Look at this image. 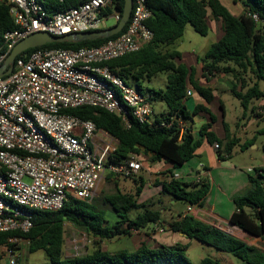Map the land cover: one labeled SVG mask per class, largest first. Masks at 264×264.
<instances>
[{
	"label": "trees",
	"instance_id": "trees-1",
	"mask_svg": "<svg viewBox=\"0 0 264 264\" xmlns=\"http://www.w3.org/2000/svg\"><path fill=\"white\" fill-rule=\"evenodd\" d=\"M37 1L52 15L77 7L85 0ZM237 1L244 8V12L239 16L232 15L220 0H146V6L152 13V17L146 23L153 34L151 42L140 51L110 61L107 65L128 84H134L140 93H143L141 81H150L160 73H167L165 90L149 93L151 104L160 101L166 107L165 112L155 116L152 124L141 125L130 120V126L125 127L119 116L91 107L68 111L70 115L92 121L98 130L115 141L114 152L109 156L110 162H120L130 155H143L151 164L163 162L171 165L167 172L169 180L160 184V192L185 205L202 206L210 190V184L204 178L200 184H186L174 178V171L195 158L196 151L203 141L208 144L216 143L219 147L218 160L226 161L230 159L232 150L239 140L235 136L231 137L229 127L223 120L225 115L222 103L219 104V108L222 112L223 139H218L212 131L217 119L209 108L196 105L192 112L187 111L184 103L188 88L207 105L214 101L213 90L199 85L195 79V68L181 63L182 55L179 52H168L163 49L181 38L188 24L195 33L204 37L209 31L208 20L220 22L221 38L198 59L202 71L201 78L208 82L211 76H231L233 82L230 92L239 101L244 119L247 112L252 110L250 108L252 102L264 98V91L259 88V82H264V30H257L249 16L256 14L264 20V0ZM115 9L122 12L123 0H116ZM15 28L9 15V7L0 3V47L3 35ZM102 30L105 29L98 31ZM119 35L96 41L47 44L26 50L22 55L31 54L39 49L78 50L98 47ZM244 73H250L255 78V83L243 92L242 90L246 88L242 77ZM236 82L241 85L239 86L241 90ZM200 113L207 116V122L199 127L198 138L194 137L187 125L180 134L178 120L188 122ZM247 146L248 143L243 145ZM110 177L113 176H108ZM248 183L249 191L233 199L234 212L229 218V223L264 242V167L256 168L252 175H248ZM144 185V180L140 178L134 194H122L116 190L106 198V202L118 218L114 226L108 225L105 213L97 210L92 202L70 200L56 212H33L32 228L27 233H0V247L7 245L9 237H20L28 241V253L43 251L49 264H191L186 258V245L151 247L142 243L134 250L120 249L113 253L104 251L99 246L104 240L130 236L132 231L141 232L149 225L161 222L159 211L151 210L147 205L137 202ZM137 210L139 212L131 218V212ZM65 223L71 224L94 239V249L91 253L72 258L63 257ZM168 230L228 253L245 264H264V250L248 245L191 216H181L179 213L177 220L168 223ZM10 247L18 249L17 245ZM199 264L220 263L214 259L203 258Z\"/></svg>",
	"mask_w": 264,
	"mask_h": 264
},
{
	"label": "built area",
	"instance_id": "built-area-1",
	"mask_svg": "<svg viewBox=\"0 0 264 264\" xmlns=\"http://www.w3.org/2000/svg\"><path fill=\"white\" fill-rule=\"evenodd\" d=\"M0 3L9 7L16 26L3 35L0 67L15 44L30 34L64 36L98 31L108 29V20L115 26L121 19L116 0H85L52 15L37 0ZM249 16L257 30H264V20L256 14ZM151 17L146 0H132L127 27L117 38L98 47L20 54L12 71L0 76V233H27L33 212H56L70 200L91 203L99 183L108 176L132 178L142 169L135 155L110 162L115 141L92 121L68 111L101 109L119 116L125 127L130 126V120L141 125L153 123L149 98L107 65L151 42L153 34L146 25ZM192 92L188 88L185 97ZM178 124L182 134L185 124L181 120ZM213 148L219 149L216 143ZM195 179L200 183L202 175ZM193 207L188 205L184 215ZM165 230L157 228L160 234ZM22 240L9 237L7 245L0 247L4 264L17 263L18 249L10 245Z\"/></svg>",
	"mask_w": 264,
	"mask_h": 264
},
{
	"label": "rangeland",
	"instance_id": "rangeland-1",
	"mask_svg": "<svg viewBox=\"0 0 264 264\" xmlns=\"http://www.w3.org/2000/svg\"><path fill=\"white\" fill-rule=\"evenodd\" d=\"M113 25L114 21L111 19L106 22L107 28H110ZM213 27L214 28L210 29L208 34L203 37L195 33L192 26L188 24L185 27L182 37L176 40L172 45L165 47L163 51H177L189 61L193 62V54L202 57L209 47L218 40L217 34H215L212 30L216 29L219 31V27L216 24ZM224 76L229 78L231 80L230 82H233L231 76ZM242 77L246 86V88L242 90L244 92L255 83V78L250 73H244L242 74ZM166 84L167 73H160L150 81L140 82L142 91L148 98L151 91L165 90ZM129 85L134 87V84L132 83ZM236 85L238 88L241 86L239 82H236ZM259 88L261 91H264V82H259ZM217 99L223 104L225 115L223 120L229 127L231 137L235 136L239 140V143L233 148L229 159L230 163L238 168V171L234 173L226 172L225 176L224 174L221 175L219 171H214L217 172L215 174L216 179L219 181L222 179V181L227 182L225 189L228 191L230 185L232 187L242 180H247V175H252V173L250 174V172L248 173V171L245 170L250 163L255 166L264 165V98L254 100L252 102L250 106L252 110L247 112L245 119H242L243 110L239 101L231 94L230 91L227 93H219ZM198 100L199 97L197 95H193L192 101L189 99L190 103L193 105L196 104ZM151 105L153 110L152 119H154L156 115L166 111L164 103L160 101H156ZM212 113L217 117V121L213 124L212 129L215 134L221 136L224 134L221 123V110L218 106L213 105ZM203 116L204 114L201 113L195 115L189 122L192 121L194 123V127L199 129L200 125L207 121V119H204ZM250 116L254 119L250 120ZM245 143H248L247 147H243ZM137 158L142 162L143 160L147 161V158L143 155L137 156ZM190 163L191 161L184 165V167L186 166L185 168H187ZM168 176V174H166V176L163 174L162 177H155L142 167L138 174L132 178L110 177L103 180L99 184L92 204L97 210H101L105 213L109 226L116 225L118 218L112 212L110 205L106 202V198L115 193L116 190H119L122 194H134L137 184L139 183V179L142 178L145 183L143 188L144 193L137 198V202L138 204L147 205L151 210L161 212V221L164 223L162 227L166 228L163 233L156 234L155 227L159 224L149 225L141 232L132 231L130 236L104 240L99 244L102 250L113 253L120 249L134 250L142 243L151 247L163 243L167 245L174 243V240L172 241L171 237L175 233L168 230V223L173 221L177 214L181 213L185 204L180 201H176L175 206L169 205L172 200L171 196L161 192H159L160 194L158 193V191H161L160 188H157L160 186V181L168 179ZM138 212V210L131 212L130 217L133 218ZM64 231V258L82 256L93 251V238L76 229L69 223L64 224ZM184 245L187 246L186 258L191 264H199L203 258L214 259L220 264H245L243 261L228 253L218 251L196 240L188 239ZM17 247L18 258L16 264H49V261L43 251L28 253L27 240L20 241V243L17 244ZM257 247L264 250V242L259 241L257 243ZM2 257L3 254L0 252V264H4V259Z\"/></svg>",
	"mask_w": 264,
	"mask_h": 264
},
{
	"label": "crops",
	"instance_id": "crops-1",
	"mask_svg": "<svg viewBox=\"0 0 264 264\" xmlns=\"http://www.w3.org/2000/svg\"><path fill=\"white\" fill-rule=\"evenodd\" d=\"M220 1L230 11V13L234 16H239L244 12V8H243L242 4L237 0H220ZM207 24H208L209 30L214 28L213 26L215 24L218 25L219 31H217L216 29H213L212 31L215 34H217V38L219 40L222 36V30H221L220 22L208 20ZM211 25H212V27H211ZM192 57H193V59H192L193 62L189 61L186 57H184L182 55L181 63H183L187 67L195 68V70H196L195 79L198 81L199 85L209 87L210 89L213 90L214 101L211 105H207L195 92H192V95L186 98V101L184 104H185L188 112H192L193 108L196 105H203L206 108H209L210 111L212 112V106L213 105H216L219 107V104L222 103L221 101H219L217 99L218 94L219 93H227L231 90V82H230L231 80L229 78L225 77L224 75H215V76L209 77V81L206 82V80L204 78H201V73H202L201 65L198 63V59L200 57L196 54H193ZM193 95L194 96L197 95L199 97V100L194 105L192 103H190V101L193 100ZM189 99H190V101H189ZM221 117H222V112H221ZM203 118L207 119V116L204 114ZM245 118H246V116H245ZM154 119H155V117H154ZM216 119H217V117H216ZM253 119L254 118H252V116H250V120H253ZM206 122L207 121H205L204 123H206ZM204 123H202V124H204ZM184 124H185V126L187 125L188 127H190L194 137L198 138V129L194 127V125H193L194 123L192 121L191 122L184 121ZM212 131H213V129H212ZM215 135L218 139H223V137H224V134L221 136H218L217 134H215ZM213 145L214 144H208L206 141H203V144L201 145V147L196 151L195 158L191 160L190 165L187 166V168H185L186 166L185 167L183 166L184 168L181 167L180 169L174 171V175H178V180H180L186 184H200V183H197L196 179H195L198 174L202 175V178L207 179V181L210 184V190H209V192H208V194L204 200L203 205L202 206H194L192 209V212L187 214V216H191L194 219H196V220H198L204 224L211 225V226H213V227H215V228H217V229H219L225 233H228L229 235L245 242L248 245H252V246L257 247V243L259 241H261L260 239L253 237L251 235H248L244 231L238 229L237 227H235L229 223V218L232 215V213L234 212L233 199L236 197L242 196L249 191L250 186H249V183L247 181L248 175H247V180H242V181L238 182L239 185H238V183L233 185L232 187L230 185V188L227 191L225 189L227 182L222 181V179L220 181L218 179H216L215 174L217 172H214V171H219V173L221 175L224 174V176H225L226 172L234 173V172L238 171V168L235 167L234 165H232L230 163L229 159L226 161H219L217 158V151L214 150ZM189 162H187L186 164H188ZM251 162H253V161H251ZM142 167L145 170H147V172H149L150 174H153L155 177H162L163 174H165V176H166V174H168L167 173L168 170L171 169V165H169V164H165L163 162L151 164V163L147 162L146 160L145 161L143 160ZM261 167H264V165L255 166L252 163H250L246 167L245 170L252 169L253 172H250V174H251V173H254V170L256 168H261ZM168 180H169V176H168V179L160 181V184L163 182H167ZM157 188H160V190H161V186H158ZM159 192L160 191H158V193ZM143 193H144V190H142V193L140 194V196ZM169 203H170V201H169ZM169 205L175 206L176 201L172 199L171 204H169ZM187 206L188 205L184 206L183 210L180 213L181 216H183L185 214ZM178 215L179 214L176 215L174 220L178 219ZM161 217H162V215H161ZM160 223H161V225H160ZM160 223H157L159 225L157 227H155L156 228L155 229L156 234H159L157 231V228L158 227L161 228L162 225H164V223L162 221ZM171 240L172 241L174 240L173 241L174 243L171 245H167L164 243L160 244V245H166V246H172L175 244L184 245V243L188 241V238L184 235H181V234H173V236L171 237ZM153 247H155V246H153Z\"/></svg>",
	"mask_w": 264,
	"mask_h": 264
},
{
	"label": "water",
	"instance_id": "water-1",
	"mask_svg": "<svg viewBox=\"0 0 264 264\" xmlns=\"http://www.w3.org/2000/svg\"><path fill=\"white\" fill-rule=\"evenodd\" d=\"M132 10V0H123V9L119 22L108 29L102 31H89L77 34H69L64 36H53L45 32H37L26 36L18 41L11 52L8 54L3 65L0 67V76L9 74L12 71L14 61L17 56L29 49L42 47L47 44L59 43H80L83 41H96L115 36L124 29L129 21Z\"/></svg>",
	"mask_w": 264,
	"mask_h": 264
}]
</instances>
